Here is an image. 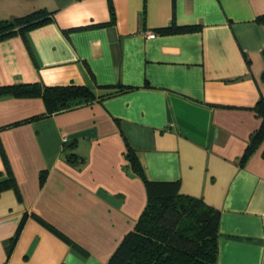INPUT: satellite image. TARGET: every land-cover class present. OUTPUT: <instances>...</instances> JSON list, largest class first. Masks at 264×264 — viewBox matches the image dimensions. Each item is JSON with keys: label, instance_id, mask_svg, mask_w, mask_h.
I'll list each match as a JSON object with an SVG mask.
<instances>
[{"label": "crops", "instance_id": "0c3cea01", "mask_svg": "<svg viewBox=\"0 0 264 264\" xmlns=\"http://www.w3.org/2000/svg\"><path fill=\"white\" fill-rule=\"evenodd\" d=\"M112 1L114 23L108 0H0V20L56 10L28 33L37 64L20 35L0 41V86L129 88L16 125L45 103L0 96V138L21 192L0 190V264H106L147 202L127 145L149 180L179 182L220 210L218 264H264V138L241 162L261 124L264 0ZM173 21L201 27L159 31Z\"/></svg>", "mask_w": 264, "mask_h": 264}, {"label": "trees", "instance_id": "16d2710c", "mask_svg": "<svg viewBox=\"0 0 264 264\" xmlns=\"http://www.w3.org/2000/svg\"><path fill=\"white\" fill-rule=\"evenodd\" d=\"M111 14L110 22L114 23L116 13L112 0H108ZM56 10L46 6L33 9L25 14L0 20V41L12 35H20L35 64L36 56L28 39V33L34 28L43 26L55 19ZM264 24V16L258 18ZM201 25H178L173 21L169 26L159 29L161 33H177L198 30ZM67 34V31H65ZM264 77V74H263ZM96 89L82 84L47 85L41 82H27L0 86V96L11 95L19 98H41L45 111L18 120L10 125L30 122L47 117L53 113L77 108L81 105L102 100L129 88L97 85ZM253 109L261 118L260 126L252 134L250 143L241 159L244 162L248 155L264 138V96H261ZM71 149L67 154L71 161L77 155ZM0 151L6 169V178L0 180V190L12 186L18 196L21 192L16 181L9 158L0 138ZM126 158L132 170L143 179L147 189V202L135 226L124 236L106 264H218L220 218L219 209L211 206L202 198L186 194L180 190L179 182L151 181L147 178L143 163L137 151L127 145ZM46 180V171L40 174V184ZM28 214L25 213L15 236L9 245L12 249L21 232ZM36 217L54 232L62 233L39 215ZM74 247H81L67 239Z\"/></svg>", "mask_w": 264, "mask_h": 264}, {"label": "built area", "instance_id": "2783aa9c", "mask_svg": "<svg viewBox=\"0 0 264 264\" xmlns=\"http://www.w3.org/2000/svg\"><path fill=\"white\" fill-rule=\"evenodd\" d=\"M148 35H149V37L154 38V37L157 36V33L154 32V31H152V32H150ZM64 141L66 142V141H67V138H65Z\"/></svg>", "mask_w": 264, "mask_h": 264}]
</instances>
